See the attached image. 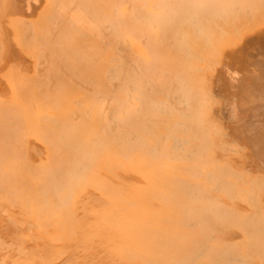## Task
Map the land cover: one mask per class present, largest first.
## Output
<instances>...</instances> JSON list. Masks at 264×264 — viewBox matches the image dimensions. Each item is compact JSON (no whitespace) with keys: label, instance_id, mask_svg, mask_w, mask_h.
Instances as JSON below:
<instances>
[{"label":"bare ground","instance_id":"bare-ground-1","mask_svg":"<svg viewBox=\"0 0 264 264\" xmlns=\"http://www.w3.org/2000/svg\"><path fill=\"white\" fill-rule=\"evenodd\" d=\"M9 1L11 2L12 0H9ZM31 1L34 3L35 2L38 3V0H24L22 2H21V0L20 1L18 0V2H19L18 4H21L24 2V4H22L23 7H21V5L19 6L16 3L17 2L16 0L15 1L13 0L14 3L13 2H11V3H13V5H15L17 7V9L20 7L18 9L19 12L17 11L19 13V17H17V15H16L17 12H16V14H15L16 16L13 18L17 17V19H20V21L21 20L28 21V18H29L28 14L30 13L29 11L32 9L31 7L34 6V5H32L33 3H31ZM65 1H70V0H65ZM74 1L77 2L76 0H74ZM79 1L80 0H78V2H77L78 4L74 3L76 5L72 4L73 5L72 7L74 9L70 8L69 10L65 9V7H64V6H66L65 3L64 4L59 3L56 6L57 10L54 8L55 6L52 4L53 5L52 10L54 8L52 13H53V15L55 14L54 16L56 17V18L55 17L51 18V20L55 19L52 21V23L54 21H56V24L58 22H59L58 24H60V25L57 24L59 29L58 30L55 29L57 32L54 31V33H58V34H55V36L61 35V34L65 35L64 38H62V40L64 39L63 41L65 43L60 41L61 36L60 37L57 36V38H59L60 40L57 39L55 36H53L54 28H52L49 25L46 27L45 25H47V23H46L47 21H45L43 23V26H41L42 24H40L41 29H42V27L45 28V30L43 28L44 31L42 30V32L37 30L40 32V34L41 33L45 34V35L41 34V36L39 35L40 37H46L47 38V35H49V36L52 35L49 37L50 39L47 38L49 40L45 39L48 42V44L50 43L51 48H53V44H54L53 41L54 42L56 41V43L58 41H60L59 45L62 44V46H63V44L64 45L66 44V40H65L66 38L65 37L67 36V33L71 34L70 29L73 26H75V27L77 26V24H75L77 20H78L77 23H79L78 24L79 26H80V22L83 24V27H81V26L80 27L84 28V30H83L85 32L84 38L88 40L85 43L86 47H87V45L90 46V44H93L94 41L96 42L97 39H100L99 40L100 42L98 41V43H100V44L101 43L102 44H106V43L108 44L109 42H114V46L117 45V43H119L121 41V39L125 38V36H124L125 27L127 25L131 24L132 22H135V21H137V22L139 21L140 23L143 21L142 22L143 26L145 25L144 22H147L148 24L150 23L153 26L158 27V29H156L157 32H159V31L160 32L163 31V32L159 33L160 35L157 34L158 37H156V35L154 34L153 38H157L158 40H155L153 42L154 44L151 45L152 44L151 43L149 46L148 44L150 43V41L148 42L147 37L144 38L147 34L144 33L145 36H143L144 35V34H142L143 32L139 33V34H142V37H143V38L141 37V40L145 39V41L148 42V43L144 42V43L140 44L139 42L135 43L136 41H138V40H136V38L139 37L138 32H140V31L137 30L138 31L137 32L138 37H135V38L133 37L134 35L131 34V32H129L130 33L129 34L128 31H126V33H128L127 36H129V38H127V39H129V42L131 41V43H130L131 45L134 46L133 43H135V45L137 44V46L140 48L142 46H139V45H143L146 43L145 47L150 48V50H149V48L146 50H149V52L151 53V54L147 53L149 56L151 55L150 56L151 58L149 61H147L149 59L148 58L146 60L147 62H145V64L143 63L145 60L142 62L143 59H141V62L144 64L143 66L141 65L142 63L140 62V59H138L140 62V64H139L136 61V59L135 60L131 59L130 61H128L122 57L120 58L118 53H116L115 55H113L111 53L108 57L106 56L107 58L110 57L109 60L107 58H104L106 61L107 60L109 61L108 64H110V61L112 62V64H110V66L107 65V63H106V65L109 67L107 69H109V72L111 71V74L109 73V75L108 74L106 75L102 72L105 75V77L108 76V78H104L102 75V78L101 77L99 78L100 79L99 85H101V82H104L103 78L105 79V81H107V80H110L111 76H112L113 82L111 81L112 82V84H110L111 87L109 85L110 81H107L108 82L107 87L104 88L102 86L103 88H100V87H99V89L96 88V91L94 93H92L94 99L91 101V104H88V106L92 105V107H94V106L98 105V103H100V105L97 106V108L99 107V109H98L99 111L97 114H95V117H94L95 119H93L94 121L96 120V124H95L94 128H97L98 130L101 129V130L105 131V133L108 131H109L108 133L118 131V133H120V135L122 137L119 134H115V135L117 137L119 135V138H123V140L118 139L120 142L122 140V142L119 145H114V143H113L114 141L112 140L111 137H108V135L107 136L103 135V137H99L97 140L91 139L90 137L94 136L95 132L90 130L91 128L88 126V124L85 126V128H87V130L85 128H83L82 126H80L82 124H80V125L78 124L77 128H76V129L79 128V130L82 131L80 134L85 135L84 136L85 138H83L84 140L78 139L77 137L74 140L72 138L71 139H69V138L65 139V137H67L66 136L67 133L65 134V127L62 126L61 119H65L64 114L67 115L68 113H64L61 110L64 113L63 114L64 117L61 115L62 112L60 111V107L62 106V103L63 104H65V103L61 100L62 101V102H60L61 106L59 107L60 103L58 105V97H57L58 94H56L55 91L58 90L56 88L61 86L62 90L66 88L65 90L68 92V90H67L68 86L66 84H64L65 82L63 83V80L59 81V79H57L56 72L53 69H51L52 65L50 66L49 64H46V63H49V62H46V61H48V59L46 58L47 54H51L48 56H53V51H55V49H54L55 47L53 48L54 50L52 49V51H50V53H49V48H48V52L45 51L46 55L44 57H42L43 56V53H42L43 49H41L42 51H40V54H37L40 56L42 53V56H41L42 58L38 56L39 59L41 58L40 60L38 59L39 64H40L39 68L41 70L39 68L37 70L33 69L34 70V77L33 78L30 79V78H28L29 76L26 77L28 79L22 78V76H23L22 74L25 75V71L27 72V69H29L28 67L31 65V64L29 65V63L23 64L26 66V68L24 66V68H25L24 73H20L22 76L19 74V76L22 78V80L18 81V79H20V78L17 76L18 75L16 73L17 70L14 69V72H15L14 74H17L16 77H18V79H16L15 81H18L17 83L20 82V84L15 83L14 79L16 77H13L14 79L12 78V76L14 75L12 72V67L15 65H12V63H11V62H13L12 57H14V56H12V47H14V46L12 45V39H11L13 37V35H12V37L10 36L11 37L10 38L8 32L10 33V30H11V34H14V37L15 36L18 37V36L22 35V31L24 30V28L22 30V28L20 27V29L22 30L21 34L19 33L20 35H18V32H15V33H17L15 35L13 28H16V25H15L16 23L14 24V22H12V16L13 15L12 16L11 15L10 16H8V15L4 16L3 15L4 17H3V19L0 20V23L5 24L4 28H5L6 32H4V33H5V35L8 34L7 36L9 37V39H6L8 37H4L6 41L4 40L3 47H5L4 49H6V50H4L3 53L1 52V49L3 48V47L1 48V45H2L3 41L0 40V264H204V263L206 264L207 258H211L213 260L212 264H217L218 260L222 259L221 258V257H223L222 254L227 255V259H224V263L234 264L237 260L240 259L241 256H239L237 254V251H235L237 248L236 249L233 248V246H232L233 244L232 245L229 244V241H230V243L233 241L237 242V240L231 241V239H233V237H237L236 235H234L233 237H232V235L229 236V237H231V239L227 236L228 238L227 237L224 238V239L227 238L226 243H223L222 245H219V244L216 245V246H218L217 249L222 251V254L220 253V251H218L219 253H217V255H211V257H209L207 255L206 250L209 248L208 246H209L210 241H212V238L215 237V232L221 236L222 233L224 234V230L229 229L230 218L232 217L233 212H235V210L237 211V209H235V207H237L236 201L238 202V205L240 203L238 200L235 201V199H234L235 202L233 201V198H232L233 195L231 194L232 187L230 186L231 183H229L230 181L229 182L227 181L228 180L227 172L229 170L227 171V169H224V167H221V165H220V167H215L214 169L212 168L213 170H209V171L206 170L207 172L205 171L203 173L204 170H202L201 164L209 163V164L214 165V163H216L217 165H219L218 161H214L212 159L214 161V163L212 160H210V162H206V159L208 157H210V154H212V153H214L216 156L217 155L216 152H218L220 150H223L225 152H230L233 150L232 152H234V150H236L235 149L236 147H234V146H237V143H234L232 145V142H236V141L240 142L242 140V138L238 140V137H240V136L241 137H245V136L247 137V135L242 134L240 132L239 133L236 132L235 135H232V136L236 137L237 140L234 141L233 139H231L232 140L231 142L229 141L231 136H229V138L227 140V138H226L227 136H225V134H222V135H224L222 137V135L218 133L219 135H217V138H215V136H214L215 135L214 134L215 129L218 128L219 130H221V129L227 130L226 128H228V130H231L230 129L231 126L233 128L234 126H236L237 123L235 124V122H234L233 124H235V125H233L232 123L227 122L229 125L226 123L227 126L226 127L223 126L224 120H222V119H224V118L227 119L228 117H222L220 115L221 111L223 112L222 114L226 113L224 110H225V106L227 105V102L225 103L226 105H222V103H223L222 96H221V101H218V102L216 101L217 99H214L212 97V101L215 100L217 103L221 102V106L224 107V108L221 107V108H223V110H222L221 108L219 109L220 106L217 107V105H216V107L220 111V114H218L217 111L214 112V113H216L218 119L215 121L214 118L216 116L211 117L210 114H208V112H210L209 111L210 110L209 109L210 99H207L208 93H207V95H204L203 94L204 91L201 92L202 90H201V87L199 84V79L194 78V75L192 74L193 72H191L190 68H189V61H190L189 57L192 56L191 53H192L193 49L195 50L194 47H192L193 49L191 50V48H190L191 45L188 44V43L192 44V42H190L191 39L189 38L188 43L186 42L187 41L186 38H184V40H186V41H184V40L182 41L181 36H182V34L183 35L186 34V31H184V32L182 30L180 31L179 28H178V30L176 29V31H174V33H172V32L170 33L169 30H173L176 28L177 25H180V24L183 25V23L189 24V26H192V25L201 26L202 22H204V20H206L207 18H209V20H210V17L215 18L214 17L216 15L215 12L220 14V12H221L220 10H222V12L225 11L226 14L228 13L230 15L229 12H233L235 10V8H237L238 5L240 6L242 4L241 2H243V1H241V0H239V1L238 0H146L144 2L147 5L145 12H143L144 10L142 11L141 9H139L140 4L138 6L136 4H134L133 6H131V7L129 6V8H128L129 10L131 9L133 11V12L130 11L131 15L129 13V16L127 14L129 12V10L127 9V5H130L128 0H127L128 2H126V0H81L80 2ZM244 1H248V0H244ZM261 1H263V0H261ZM3 2H4V0H3ZM10 2L8 3L9 4L8 6L11 5ZM39 2H40V0H39ZM255 2H256V0L252 1L249 4L248 9H249L250 5L255 3ZM259 2H260V0H259ZM263 2H261V3H263ZM54 3H56V2H54ZM261 3H259V4H261ZM37 5H39V6H37ZM37 5H36L37 7H40V3ZM44 5H41V6L43 7ZM36 6L33 7L34 10L36 9ZM241 6L243 7V6H245V4L244 5L242 4ZM241 6H240V10L247 8V5H246V8H242ZM68 7H69V5H68ZM132 7L134 8V10ZM251 7H250V9H251ZM10 8H11V6L9 7V9ZM253 8H254V6H253ZM38 9H40V8H38ZM66 10H68L69 13H67L68 11L66 12ZM71 10H72V12H70ZM126 10L128 11L127 13H126ZM13 11H14V9H13ZM26 11H28V14ZM54 11H58V13L54 12ZM59 11L62 14L60 16L58 15ZM62 11L66 12V13H64ZM218 11H220V12H218ZM236 11H237V9H236ZM245 11L246 10H244V12ZM0 12H2V10ZM25 12L28 16L25 14ZM36 12L37 11L35 10L33 13H36ZM11 13H13V12H11ZM33 13L31 16H33ZM7 14H8V9H7ZM0 15H1V13H0ZM74 16H76L77 19ZM248 16H250V15H248ZM219 17H220V15H219ZM25 19H27V20H25ZM37 19H39V18L37 17ZM46 19L47 20L50 19V14H49V18L47 16ZM185 19H187V20L185 21ZM73 20L74 21L76 20V21L73 23ZM70 21L72 22V24L68 25V23L69 24L71 23ZM48 22H49V20H48ZM214 22H215V20H214ZM39 23H41V22H39ZM39 23H36V24H39ZM34 26H35V23H34ZM79 26L77 27L78 30H79ZM36 27H38V26L36 25ZM48 27H51L52 29L51 28L49 29ZM169 27H170V29H169ZM26 28H27V26H26ZM77 28L75 30L78 33ZM128 28H131V27L129 26ZM128 28H126V30H128ZM146 28L150 29V26L146 27V25H145V29ZM218 28L221 29L220 26ZM248 28H250V27L248 26ZM7 29H8V31H7ZM28 29H29V25H28ZM37 29H39V28H37ZM2 31H4V30H2ZM32 31H31V33H32ZM45 31L47 32V34ZM50 31H52L53 34H51ZM83 31H81V33ZM156 31L154 33H157ZM178 31H180V33H176ZM73 32H72V34H73ZM31 33H29L30 38H29L28 34L23 35V36L28 35L26 37L29 38V41H25V42L22 41V43H20V45L22 44V46H25L23 43L27 44L29 47L32 45L30 40H32L35 37ZM79 33H80V30H79ZM132 33H135V32H133V29H132ZM189 33H190V29L188 31V34ZM192 33H193V31H192ZM262 33H264V32H262ZM164 34L171 35V37H173V38L175 37L176 40L174 39L173 43L175 42L176 44L174 43V46H172L173 48L169 49V46H168V50H166V46H164V44L167 43V41H169V39L168 40L166 39L167 41L165 39H162ZM31 35H32V38H31ZM202 35L204 36L203 33H202ZM261 35L262 34L257 35L258 36L257 40H256L255 36L253 37L254 41L255 40L258 41L256 44H258V43L260 44L261 39H259V38L264 37L263 36L264 34L262 35V37H259ZM159 36H160V38H159ZM194 36L197 37L196 35H194ZM245 36H247V35H245ZM249 36H248V40L246 39L247 42L250 40ZM16 37L14 38L15 40H16ZM51 37L52 38L55 37V39L52 40ZM206 37L207 36L204 37L205 40L203 39L205 42H207ZM22 38H24V40H25V37L21 36L20 39L22 40ZM76 38H77V36H76ZM131 38H132V40H130ZM167 38H168V36H167ZM38 39L37 40L40 43H41V41L43 42L42 38H38ZM89 39H96V40H89ZM251 39H252V37H251ZM139 40H140V37H139ZM163 40H164V42H163ZM172 40H170L169 41L170 43L168 42V44H171ZM192 40H193V44H194V39L192 38ZM199 40H201V38ZM17 41H18V38L15 42H17ZM38 41H36V43ZM79 41H81V38H79V40L77 41V43L80 44ZM132 41H134V42L132 43ZM244 41H242V43H244ZM39 42L37 43L38 46L40 44ZM127 42H128V40H127ZM129 42H128V44H129ZM32 43H34V41ZM44 43H45V41H44ZM44 43H41L40 47L42 44L44 47V45L46 44V43L45 44ZM125 43H126V41H125ZM173 43L171 45H173ZM199 43L200 42H198V44ZM217 43H219V41H217ZM100 44H99V46H100ZM120 44L122 45L121 42H120ZM168 44H166V45H168ZM198 44L195 46H198ZM14 45H16V43ZM37 45H36V47H38ZM189 45H190V47H189ZM249 45H251V46L246 47L247 46L246 45L245 48H246V50H249V48L251 47V49H252V50L250 49L251 51H253L255 49V52H253L254 57L258 53V52H256V51H258L257 48H262V52L264 54V51H263L264 42H263V45L260 44L259 47H257V45L254 46V49L252 48L253 47L252 42H251V44L249 43ZM253 45H255V44H253ZM28 46H27V48H28ZM45 46H47V45H45ZM70 46H72V45H70ZM95 46H97V44ZM105 46L106 45H104V47H102V49L105 48ZM213 46L215 47V45H213ZM128 47L130 50V45ZM145 47L143 46V48H145ZM229 47H231V46H229ZM233 47H234V45H233ZM18 48H21L22 51H24L23 50L24 48H22L21 46L20 47L18 46ZM51 48H50V50H51ZM61 48H59V51L61 50L62 54H63V52L67 51L68 46H67V49H66V47H63V49L65 51H63V49H61ZM121 48L124 49L126 47L123 48V45H122ZM135 48H136V46H135ZM206 48H207V46L204 47V50H206ZM241 48H242V46L240 47V49ZM76 49L77 48H74V49L72 48L71 51H73V50L75 51ZM82 49H84V48H82ZM82 49H81V52H84V51H82ZM91 49L92 48L88 49V51ZM110 49H112V48L110 47ZM174 49L178 53L173 51ZM200 49H201V47H200ZM30 50H29V52H31ZM37 50H35V51H37ZM84 50H86V49H84ZM146 50L145 51L143 50L144 53L146 52ZM242 50H243V52H242ZM242 50H240L241 53H240V51L237 52V53H239L238 55L241 58L244 56H241L240 54H242V53L245 54L244 53L245 49H242ZM250 50H249V52H250ZM26 51H28V49L25 48V52H23V53H26V54L24 56L23 55L22 56L27 60L26 56H28L29 54L27 55L28 52H26ZM94 51H96V50H94ZM97 51H98V49H97ZM172 51L175 52V54H173ZM197 51H199V50L196 49V52ZM202 51H201V53H202ZM233 51L234 50L230 51L231 53H228V50L226 52H224L225 54H227L229 56H225V54L222 53L223 56L221 55L222 57H220L221 62H223V61L226 62L227 58L230 57V54H231V56L236 57L237 55H235L234 54L235 51L234 52ZM259 51L261 52L260 49H259ZM57 52H56V55L54 54V56L56 57L55 59L58 58L57 54L59 52L58 53ZM99 52H100V49H99ZM170 52L173 55L172 54L170 55ZM196 52H194V53H196ZM204 52H206V51H204ZM249 52H248V54H253L252 52L251 53H249ZM260 52L258 53L259 55H261ZM19 53H21V50ZM19 53H17V54H19ZM179 53H181V55ZM2 54H4V55H2ZM79 54H80V51H79ZM95 54H96V52H95ZM182 54H183V56H182ZM13 55H15V54L13 53ZM19 55H17V57ZM69 55H70V53H69ZM84 55H86V53ZM196 55L198 56V54H196ZM29 56H31V53ZM65 56H66V54L64 53V58H65ZM100 56H103V55L101 54ZM262 56H261V58H262ZM61 57H60V61L63 62L64 58L62 59ZM223 57H224V59H226V61L223 60ZM235 57H234V59H232L234 62H235V60H237V59L239 60V58H240V57L239 58L236 57V59H235ZM254 57L251 56V59L253 58L254 59V60L252 59L253 63L255 65H258V63H259L258 59L260 56L258 58H257V56L255 57V58H257V60ZM29 58H30L29 60H31V61L34 60V58H33V60L31 59V57H29ZM51 58L53 59V57H51ZM43 59L46 61L44 62ZM96 59H95V61H96ZM201 59L202 58H200V60ZM245 59L243 60V58H242L243 61H241V62H244V64L242 63V65H245L246 61H247L246 64L248 65L249 62H248V60L245 61ZM262 59H264V57ZM35 60H34V62H36ZM38 60H37V62H38ZM41 60H42V62H41ZM57 60H59V59H57ZM57 60H55V61H57ZM66 60L67 59L64 60L65 64H66ZM100 60H101V58H100ZM230 60L231 59L229 58V61L227 62V63L230 62L229 63L230 65L228 64L229 65V72H230V74L231 73L235 74L236 73L235 69L239 68V66H238L239 64L237 63L238 64L237 65L236 62L235 63L232 62L233 65L235 64L237 66V68H235L236 66L234 65L233 68H235V69L234 70L232 69L233 70L232 71L230 69V66L232 65ZM255 60H256V62L258 61L257 64H256V62H254ZM80 61H82V60H80ZM104 61H102V62L105 64ZM64 62H63V64H64ZM221 62H219V65ZM77 63H75V64H77ZM82 63H84V62H82ZM253 63L252 64L249 63L250 66L254 65ZM261 63L264 64L262 62V60H261ZM261 63L258 66L259 68L262 65ZM44 64L47 65L45 69L43 67V66H45ZM70 64H72V63H70ZM78 64H80V63H78ZM223 64L224 63L221 64L222 67H223ZM93 65H95V64H93ZM219 65L217 64V66L221 68V66H219ZM228 65L226 64V66H228ZM247 65H246V67H247ZM33 66H35V65H33ZM87 66H89V65H87ZM226 66H225V69H226ZM10 67H11V69H10ZM70 67L72 68V66H70ZM104 67L105 66H103V68ZM262 67H264V65ZM24 68H22V71ZM42 68H43V71H42ZM63 68H66V67H63ZM81 68H79V70ZM213 68H214V65H213ZM216 68L217 67L215 66V69ZM220 68H218V70H217L218 72H219ZM255 68H257V67H255ZM76 69H77V67H76ZM107 69L105 70L106 72H108ZM223 69H224V67H223ZM260 69H258V70H260ZM55 70H58V69H55ZM75 70H74V72H75ZM79 70H78V73L81 72L82 69L80 71ZM227 70L228 69H226V72H227L226 75L228 76L229 72ZM251 70H252V68H251ZM261 70H263V69H261ZM20 71H21V69L19 70V72ZM31 71L32 70H30L29 72H31ZM44 71H47V75H45ZM89 71L87 70V73ZM97 71H100V69ZM220 71H222V70L220 69ZM29 72L27 74L30 75ZM76 72H77V70H76ZM85 72L83 69V73H85ZM258 72L260 73V71H258ZM31 73H33V72H31ZM242 73H243V71H242ZM259 73H258V75H260ZM74 74H76V73H74ZM99 74L101 75V73H99ZM201 74H202V72H201ZM206 74H205V76L207 77L210 73H208L207 75ZM237 74H238V71H237L235 77L232 78V76L231 77L229 76V79L230 78L232 79V81H231L232 83L235 82L234 80H236V78L238 79V77L242 76V75L238 76L240 74H238V75ZM261 74L263 75V72ZM195 75L198 76L199 74L198 75L195 74ZM211 75H213V74H211ZM215 75H213V76H215ZM244 75L248 76V74H244ZM46 76L47 77L51 76V77H54V78L56 77V78L54 80L51 78L46 80V78H47ZM73 76L71 74V77H73ZM154 76H155V79H153ZM156 76H158V81L156 80ZM222 76L223 77H221V75L218 76L219 78H217V79H221V78L223 79L224 73ZM210 77H212V76H210ZM216 77H212V78L215 79ZM73 78L75 79L74 82L77 81L76 79H78V80L81 79V78H79V76H78V78H76V77H73ZM198 78H203V77H201V75H200V77H198ZM225 78H226V76H225ZM241 78H243V76ZM101 79H102V81H101ZM245 79H246V76H245ZM248 79H250V78H248ZM248 79H246V80L248 82H251L250 83V86H251L252 81H250ZM56 80L59 82L57 83ZM87 80L92 81V79L91 80L87 79ZM142 80L144 81L143 85H142ZM208 80L209 79L207 77V80H205V81L207 82ZM251 80H252V78H251ZM67 81H69V80H67ZM96 81H97V79H96ZM114 81H116V83H114ZM149 81H153L152 83H154L151 85L150 89L147 85L149 83ZM237 81L238 82H235L233 84V87H235V84L240 82L239 79ZM244 81H242L241 83L242 84L246 83ZM253 81L255 82L256 79H254ZM69 82H68V85L72 84L73 81H69ZM78 82H76V83H78ZM92 82H91L92 85H94L96 83L95 81H92ZM219 82L221 84V81H219ZM222 82H223V80H222ZM105 83H103V84H105ZM113 83L117 86H115ZM216 83H217V80H216L214 86L216 85ZM226 83H229V85L231 84L230 82H227V81H226ZM26 84H28L27 87H26ZM57 84H59L60 86L56 87ZM61 84L65 85L64 88ZM96 84H98V83H96ZM122 84L125 87L122 86ZM255 84L256 83H253L252 86L258 85V84L257 85H255ZM75 85H77V84H75ZM84 85H82V86H84ZM86 85H89V82ZM144 85H147V86L144 87ZM222 85L224 87V84H222ZM229 85L227 84L226 85L227 87L225 86V88H223V89L226 91V88H228ZM32 86H34V87L37 86V90H34L35 92H34V94H32V95H34L33 100L29 101L28 98L30 95H28V93L31 92L32 90H27V89H29ZM78 86L79 85H77V87ZM153 86L155 87L156 91L154 90ZM214 86L212 85L211 87H214ZM69 87L73 88L74 86L70 85ZM89 87L90 86H88V88ZM115 87L116 88L119 87V88L116 89ZM121 87H124L125 90L123 88V90L121 91ZM141 87H143V88H141ZM219 87H221V85ZM259 87H262V86L259 85ZM60 88H59V91H62V90H60ZM76 88H75V90H76ZM236 88H238V87H236ZM241 88L242 87L240 86L239 90ZM244 88H245V86H244ZM34 89H36V88H34ZM219 89L220 88H218V93H219ZM223 89L220 92L224 93ZM253 89H254V87H253ZM78 90H80V88ZM88 90H86V91H88ZM117 90L119 91V93L123 92V91L125 92V93L123 92L124 95L121 93L123 95V97L117 96L118 95ZM239 90L238 91L236 90V91H237V95L239 94V96H240ZM236 91H235V93H236ZM256 91H255V93L258 95V93H257L258 91L257 92ZM212 92L215 93L214 90ZM214 93H212V94L210 93V94L213 95ZM222 93H219V94H222ZM235 93H232V91H231V94L233 96ZM250 93H251V91H250ZM246 94H245V96H242V98L243 97L246 98ZM62 95L63 94H61V96L59 95L61 99L64 96V95L63 96ZM228 95H230V94L228 93L227 96ZM54 96H56V97H54ZM214 96H215V94H214ZM224 96H226V94ZM259 96H261V95H259ZM65 97H66V94H65ZM75 97H77V95ZM209 97H210V95H209ZM235 97H236V95H235ZM69 98H70V96H69ZM215 98H216V96H215ZM229 98H231V97L229 96ZM232 98H234V97H232ZM247 98H250V97L248 96ZM68 99H67V101H68ZM47 100H52V103H50V104H52L51 105L52 109L56 108L55 110H53L52 115L50 117H47V115L45 114L46 113L45 112V102H47ZM64 100L66 101L65 98H64ZM74 100L72 99V101L75 105L76 104L78 105V103L79 104L81 103L78 106H82L83 105L82 103L86 102V99H85V101L82 100L83 102L80 99H78V100L81 102H75ZM234 100H235V98H234ZM238 100H240V99L238 98ZM72 101H69L71 103V105H73ZM229 101L232 102L233 100H229ZM233 102H235V101H233ZM236 102H238V101L236 100ZM260 102H263V101H260ZM53 103H55L56 105L54 106ZM228 104H231V103L229 102ZM250 104H252V102ZM232 105H233V103H232ZM236 105H238V103ZM245 105H247V104L245 103ZM245 105L243 104V106H245ZM47 106L48 105H46V107ZM257 106H258V104H257ZM262 106H261V108H262ZM210 107H211V109L213 108L212 105ZM238 107L235 106L234 108L238 109ZM79 108H82V107H79ZM226 108H227L226 110L228 113V111H229L228 108L231 109V106L227 105ZM248 108L250 109V107H246V109H248ZM52 109H51V111H52ZM70 109L68 111H72V109L71 110ZM86 109L88 111L89 108L86 107ZM257 109H256V112H257ZM263 109H264V107H263ZM73 110H75V109H73ZM89 110H91V109H89ZM232 110L234 111V109H232ZM51 111H48V112L51 113ZM87 111H85V113ZM233 111H229V112H232L231 114H233ZM237 111H239V113H237V114H240L242 112H245L246 110L244 109V111H243L240 109ZM252 111H253V109H252ZM164 113L167 117V120H164V118H163V120L160 119V118L164 117ZM227 113H226V115H227ZM249 113H250V111H249ZM73 114H75V116H77V117H81V116H78L81 113H79L77 115L76 113L72 112L70 115H67V119H69V120L75 119V116H73ZM231 114L229 113L230 117H232ZM251 114L246 115V116H248V120H250L249 116ZM262 114H264V113H262ZM12 115L15 117H13ZM240 115H242V114H240ZM258 115L260 117L259 112H258ZM16 116H17V118H16ZM152 116H158V117L161 116L159 118L160 120H158L159 125L157 124V128L155 127L156 128L155 131L157 134L156 138L158 139L157 143L155 142L154 138H148L147 137L148 133H149L150 137H153L151 135L154 134L153 126L150 125L151 124L150 118ZM233 116H234V114H233ZM235 116H236V118L239 117V115L238 116L235 115ZM246 116L245 117L243 116V117L246 118ZM262 116H264V115H262ZM91 117H92V114H91ZM252 117H253V114H252L251 118ZM259 117H258V122L260 121L259 119L262 120V118H259ZM236 118L232 117V119L234 121ZM240 118H242V117H239L237 119L239 120ZM80 119H82V118L75 119L76 122H75V120H73L74 121L73 124L76 125L75 123H78L80 121ZM254 119H255V117H254ZM77 120H79V121L77 122ZM228 120H231V119L228 118L227 121ZM233 120H231V121L233 122ZM245 120H247V118ZM65 121H67V120H65ZM88 121H89V119H88ZM153 121H155V119H153ZM240 121H242V119H240ZM255 121H257V119ZM67 122H69V121H67ZM90 122H92V121H90ZM244 122H247V121H244ZM68 124L70 125V122ZM152 124H155V123L152 122ZM230 124H231V126H230ZM238 124H239V121H238ZM93 125H94V123H93ZM240 125H241V122H240L239 126L237 125V127H241ZM249 128H251V127H249ZM69 129L71 130L72 128H69ZM112 129L113 130L115 129V130L113 131ZM223 130H221V131L224 132L225 130L224 131ZM135 131L136 132L140 131V132L135 133ZM233 131H234V129H233ZM233 131L231 130V133ZM237 131H238V128H237ZM259 131H261V130H259ZM212 132H214L213 133L214 135L212 134ZM225 132L227 134L228 131H225ZM229 133H230V131H229ZM231 133H230V135H231ZM111 134H113V133H111ZM236 134H238V135H236ZM251 134L253 135L254 133H251ZM115 135H111V136L113 137ZM94 137H96V136H94ZM128 137L131 140L133 139L132 141L135 140L136 142L132 143L130 140L128 143H124V141H127L126 138H128ZM79 138H81V137H79ZM86 138H88V139H86ZM223 138H224V140H223ZM89 139H91V140H89ZM145 140H146V143H145ZM220 140H222V141L219 142ZM244 140L246 141L245 138H243V141ZM251 141H252V139H251ZM15 142L16 143L20 142L21 147L18 148L17 147L18 144L17 145L15 144V146H14ZM247 142L248 141H246V143ZM122 143H124V144H122ZM262 143H264V142H262ZM156 144L158 145V148L160 147L159 149H157ZM243 144L245 145L244 142H243ZM240 145H241V142H240ZM249 145H250V141H249V144L245 145V146H249ZM260 147L263 148V146H260ZM237 148H239V147H237ZM144 149L146 150L145 153H144ZM259 149L261 150V148H259ZM164 151L166 153L181 154V155L192 154V156H193V154H195V156H194L195 158L193 159L192 162L189 161L190 164H188V160L187 161L185 160V157H187L188 155L187 156L183 155L184 161H182V164H181L182 166L178 169V168L173 167L172 164L169 163V158H168L169 156H168V154H165ZM245 151H247V150H245ZM238 152H239V154H242L241 153L242 151H238ZM248 152L249 151H247L245 153H248ZM258 152H260V151H258ZM262 152L264 153V150L261 151L260 153H262ZM145 154H147V156ZM239 154L235 155V153H234V156H235L234 158L240 159L239 162H242V161L245 162L246 158L241 157V155H239ZM248 154H249V156H246L247 154L246 155L243 154V155H245L248 158L251 156L250 152ZM223 155L224 154H222V157H223ZM238 155L241 158H239V157L236 158V156H238ZM143 156H145V158H143ZM183 156H182V158H183ZM224 156H228V154H226ZM212 157H213V155H212ZM218 157H219V155H218ZM218 157H215V158L217 159ZM222 157H219V158L221 159ZM253 157H254V155H253ZM173 158L176 159L177 157L175 156ZM190 158L191 157H189V159ZM143 159H145V161H146L145 166L142 165ZM229 159H230V157H229ZM250 159H252V158H250ZM250 159L248 161L249 164H250ZM256 159L254 158L253 160H256ZM236 161L234 160L233 163H237ZM227 162L225 161L226 164H227ZM252 162L256 163V162H258V160L252 161ZM246 163H247V161H246ZM168 164H170L171 166H169ZM237 164H239V163H237ZM243 164H240V165H243ZM258 164H259V162H258ZM257 165H256V167H257ZM227 166H230L229 162H228ZM234 166H233V168H231V166H230V168L233 169V171L238 172L237 170H235L238 167H234ZM250 166L253 168L252 164ZM208 167L210 168V165ZM242 167L244 168L245 166L243 165ZM254 168H255V166H254ZM239 169H240V167H239ZM241 169L239 170V172L241 171ZM248 169H245V170H248ZM261 169H262V166H261ZM251 170H253V169H251ZM256 170L257 169H255V171ZM253 171L251 174L249 173L250 175H247L249 178L252 177L251 175L253 174ZM239 172L237 173V175H239ZM247 172H249V171H247ZM202 173L205 174V179H203V178L200 179V175ZM255 173L258 174V176L260 174L258 170ZM240 175L242 176L241 173H240ZM232 176L233 175L231 174V177ZM177 178H181V179L178 180ZM243 178L244 177H241V179H243ZM252 179L254 181V178H252ZM173 180H175V181H173ZM262 180L264 183V179H262ZM245 182L247 183V180ZM239 183H241V182H239ZM244 183H242V186ZM260 183H261V181H260ZM250 184H251V182H250ZM253 184L255 185V183H253ZM246 185L248 186V184H246ZM254 185H253V187H255ZM247 189H246V191H247ZM244 191H245V187H244ZM246 191L244 192V194L246 193ZM235 192H236V190H235ZM258 195H259V193H258ZM259 196H261V194ZM259 196H257V197H259ZM261 197H260V199H261ZM239 198H237V199H239ZM263 198H262V200H264ZM262 200H260V201L262 202V205L264 208V203ZM257 201H259L258 198H257ZM245 202H246V197H245ZM232 203H234V204L232 205ZM242 203L244 204V202H241L240 207L242 209H244L245 206L242 205ZM234 205H235V207H234ZM256 205L258 206V204H256ZM241 208H239V209H241ZM244 210H246V208ZM254 211H256V210H254ZM242 212H243V210H242ZM263 213H264V211H263ZM234 215H236V214H234ZM257 219H258V217H257ZM260 219H261V217H260ZM256 225L258 228L260 225V222L257 223ZM263 225H264V223H263ZM253 228H255V227H253ZM260 228H262V227H260ZM260 228H259V230H260ZM239 232H240V230H239ZM213 233H214V235H213ZM237 234H238V236H239V234L241 235V233H237ZM228 239H230V240H228ZM226 240H223V241L225 242ZM239 240H241V237ZM242 241H240V242H242ZM251 241H253V240H251ZM213 243H212V245H213ZM244 243H246V242H244ZM236 245H237V243H236ZM239 247L241 249V245ZM249 250H250V248H249ZM262 250H264V249H262ZM251 252H255V251H251ZM218 255L220 257H218ZM251 255H253V254H251ZM254 255H255V253H254ZM244 258L246 259V257H244ZM250 259H253V258H250ZM258 259H260V258H258ZM262 259L264 260V258H262ZM242 261H244V260H242ZM255 261L253 260L254 263H255ZM238 262H236V263H238ZM244 262H246V261H244ZM247 262H248V260H247ZM249 262H250V260H249ZM258 263H261V262H258ZM209 264H211V263H209ZM243 264H245V263H243Z\"/></svg>","mask_w":264,"mask_h":264},{"label":"rangeland","instance_id":"rangeland-1","mask_svg":"<svg viewBox=\"0 0 264 264\" xmlns=\"http://www.w3.org/2000/svg\"><path fill=\"white\" fill-rule=\"evenodd\" d=\"M2 1V2H1ZM15 1V0H14ZM17 2V4L19 3L18 2V0H16ZM20 1V0H19ZM22 1H24V0H21V2ZM63 1V2H62ZM65 0H40V2H39V0H38V3H34V2H32L31 1V3H33L32 5H34V6H32L31 8V10L29 11L30 13L28 14V11H26L27 12V14L29 15V18H28V21H23V20H21L20 21V19H17V17H19V11H18V9L20 8L19 6L21 5V7H23V5L22 4H24V2L23 3H21V4H18L19 6V8L17 9V7L15 6V5H13V0L11 1V2H13V3H11L9 0H4V2H3V0H0V11L2 10V12H0L1 13V15H0V20L1 19H3V17L4 16H6V15H8V16H12V22H14V24L16 25V28H13V31H14V33L15 32H18V35H20L21 34V31L23 30V28H24V30L22 31V37H25V40H24V38H22V40L20 39L21 38V36H18V37H16V40H17V38H18V43L17 42H15L16 40L14 39L15 37H14V34H11V30H10V33L8 32V34H9V37L11 36L12 37V35H13V37L11 38L12 39V45L14 46V47H12V56H14V57H12V61L13 62H11L12 63V65H15V66H13L12 67V72H13V74L15 73L14 72V69L15 70H17V74H12L13 76H12V78L13 77H16V75L20 78V79H18V77H16L15 79H14V81L16 80V79H18V81L19 80H22V78H24V79H28V78H33L34 77V70H37L38 68H39V60L42 58V57H44L45 55H46V52L45 51H47L48 52V48H49V53H50V51H52V49L54 48L55 49V51L58 53L57 54V59H59V60H57V59H55L56 57L54 56V54L56 55V52L55 51H53V56H48V55H51V54H47V56H46V58L48 59V61H46V60H44V62L46 61V62H49V63H46V64H49L50 66H51V69H53L55 72H56V74H57V79H59V81H62L63 80V83L64 84H66L67 86V90H68V92L65 90V89H63L62 90V87L59 85V84H57V86L56 87H58V86H60V87H58V88H56V89H58L57 91H55V93L56 94H58L57 95V97H58V105H59V103L60 102H64L65 104H63L62 103V106H61V103H60V105H59V107H60V111L62 110L64 113H68L67 115H70L72 112L73 113H76L77 115L79 114V113H81L80 115H78V116H81V117H77V116H75V114H73V116H75V119H79V118H82V119H80V121L79 120H77V122L78 123H75L76 125H74L73 123H74V121L73 120H75V119H71V120H69V119H67V115L66 114H64L62 111V113H61V115L64 117V115H65V119H61V122H62V126L63 127H65V134L67 133V137H65V139H76V137L78 138V139H83V138H85L84 136L85 135H82V134H80L82 131H80L79 130V128L78 129H76L77 128V125L79 124H82V125H80V126H82L83 128H85V126L88 124V126L91 128L90 130L91 131H93V132H95V135L94 136H96V137H94V136H91L90 138L91 139H98L99 137H103V135H105V136H107L108 135V137H111L112 138V140L114 141L113 143H114V145H119L121 142H122V140H123V138H119V135H120V133H118V131H114L113 129V131L114 132H110V133H108V132H106L105 133V131H103V130H98L97 128H94L95 127V124H96V120L94 121L93 119H95L94 117H95V114H97L98 113V109H99V107L97 108V106L98 105H100V103H98V105H96V106H94V107H92V105L90 106H88V104H91V101L94 99V97H93V94L92 93H94L95 91H96V88L97 89H99V87L100 88H105V87H107L108 86V82L107 81H112V76L110 77V80H107V81H105V79L104 78H108V76H106L105 77V75L104 74H108L109 75V73L111 74V71L109 72V69H107V68H109L107 65H109L110 66V64H112V62L110 61V64H108V60L110 59V57L109 58H107L111 53L113 54V55H115L116 53H118L119 54V56H120V58L122 57V58H124V59H126V60H128V61H130L131 59H136V61L140 64V62H141V59H143L142 60V62L145 64V62H147V61H149L150 60V56L148 55V54H151L150 52H149V50H150V48H149V50H146V49H148V48H146L145 46H146V43H148L149 41H150V43L148 44L149 46H150V44L151 45H153L154 43V41L155 40H158L157 38H153V36H154V34L156 35V37H158L157 36V34L158 35H160L159 33H161V32H163V31H159V32H157L156 31V29H158V27L157 26H153L152 24H148L147 22H144V24L146 25V27L148 26H150V29L148 28H146L145 29V25L143 26V21L140 23L139 21L137 22V21H135V22H132L131 24H129V25H127L126 27H125V30H124V36H125V38L127 39V38H129V36H127V34L129 33V32H131V34H133L132 36L135 38V37H138V35H139V37H140V40H139V37L138 38H136V40H138V41H136L135 43H140V44H142V43H144V42H146L145 41V39L143 40H141V37H142V34H147L146 36H145V34L143 35V36H145L144 38H146L147 37V39H148V42H146L145 44H143V45H139V46H142V47H138L137 46V44L135 45V43H133L134 41H132V43L134 44V46L133 45H131L130 43H131V41L129 42V39H127L128 40V42H129V44H128V42H127V40L124 38V39H121V43H122V45H123V48L124 47H126V48H124V49H122L121 47H122V45L120 44V42L119 43H117V45H115L114 46V42H109L108 44L106 43V44H100V43H98V41L100 40V39H97V43L94 41V43L93 44H90V46L89 45H87V47H86V45H85V43H86V41H88L87 39H85L84 38V28H81V27H83V24L80 22V26L78 25L79 23H77L78 22V20L76 21V23L75 24H77V26L75 27V26H71L74 30L79 26V30H80V33H79V30H78V28H77V31H78V33L76 32V30L74 31L72 28L70 29L71 30V34H72V32H73V34L71 35L70 33H67V36L65 37L66 39V44L64 45L63 44V46H62V44H60L59 45V43H60V41H62L63 43H65L63 40H62V38H64V36L65 35H56L55 36V34H58V33H54V31H56V30H58L59 29V27L57 26V24L59 23H57L56 24V21H54L53 23H52V21L53 20H55V19H53V20H51V18L52 17H55L54 15H53V13H52V11L54 10V8L56 9V6L60 3V4H66V6H64L65 7V9H70V8H73L72 6L73 5H76V4H74V3H77L78 2V0H76L77 2H75L74 0H70V1H65ZM74 1V2H73ZM81 1V0H80ZM79 1V2H80ZM129 1V3H130V5H127V9L129 8V6L131 7V6H133L134 4H136L137 6L139 5V9H141L143 12H145L146 11V7H147V5L144 3L146 0H128ZM127 0H126V2H128ZM239 1V0H238ZM241 1H243V2H241L243 5L245 4V6H241L242 8H246V5H247V8L246 9H243V10H240V6L238 5L237 6V8H235V10L233 11V12H229L230 13V15L227 13H225V11L224 12H222V10H220V11H218V12H220V14L219 13H217V12H215V18H211L210 17V20H209V18H207L206 20H204V22H202V24H201V26H194V25H192V26H189V24H185V23H183V25L182 24H180V25H177L176 26V28L175 29H173V30H169L170 31V33L172 32V33H174V31H176V29L178 30V28H179V30L181 31H186V34H182V36H181V39H182V41L184 40V38H186V40H184V41H186L187 43L189 42V38L191 39L190 40V42H192V44L191 43H188V44H190L191 45V47H190V45H189V47L191 48V50L193 49L192 47H194L195 48V50L193 49V51H192V56L191 57H189V68H190V71L191 72H193L192 74L194 75V78L195 79H199V84H200V87H201V92H203V94L204 95H207V93H208V95H207V99H210V104H209V111L210 112H208V114H210V116L212 117H215L214 119H215V121L218 119L217 118V115H216V113H214L215 111H217V113L218 114H220V111H219V109L221 108V107H223V106H221V102L220 103H217L218 101H221V96H222V99H223V103H222V105H226L225 103L227 102V105L228 106H231V109L230 108H228V110L229 111H233L232 109H234V111H233V114H234V116H233V114H231L232 112H229L228 111V113H227V105L225 106V112L227 113V115H226V113H224V114H222L223 112L221 111V116L222 117H228L229 119H231V120H233L232 119V117L233 118H236V116L235 115H239V117H242V118H240V119H242V121H240V119L238 120L237 118H239V117H237L236 119H235V121L233 120V122L231 121V120H228L227 121V119H222V120H224V127H226L227 125H226V123L227 122H229V123H234L235 122V124H236V126H234L233 128H232V126H231V124H230V126H231V130L233 131V129H234V131L231 133V130H228V128H226L227 130H225V131H228L227 132V134H226V132L223 130V129H221V130H223L224 132H222L221 130H219L218 128L217 129H215V133L214 132H212V134L215 136V138H217V135H219V134H225V136H227L226 138H227V140H228V138H229V136H231L230 137V142L232 141L231 139H233L234 141L235 140H237L236 139V137H234V136H232V135H235V133L237 132V133H242V134H245V135H247V137L245 136V137H241L240 135V137H238V140L239 139H241L242 138V140L240 141L241 142V145H240V142H238V141H236V142H232V145L234 144V143H237V146H234V147H236L235 149L236 150H234V152H232V151H230V152H225V151H223V150H220V151H218V152H216L217 153V155L215 156V154L214 153H212V154H210V157H208L207 159H206V162H210V160H214V161H218L219 163V165H217L216 163H214V161H213V163H214V165H212V164H209V163H207V164H201V168H202V170H204L203 171V173L207 170V171H209V170H213L215 167H220V165H221V167H224V169H227V175H228V182L229 183H231L230 184V186L232 187V192H231V194L233 195L232 196V198H233V201H234V199H235V201L236 200H238L239 201V205H238V202L236 201V203H237V207H235V205H234V207H235V209H237V211L239 212H237L235 209V212H233V215H232V217L230 218V222H229V225H230V227H229V229H226V230H224V234L222 233L221 234V236L220 235H218V233H216L215 232V237H213L212 238V241H210V243H209V248L206 250V252H207V255L209 256V257H211V255H217V253H219L218 251H220V253L222 254V251L221 250H218L217 248H218V246H216L217 244H219V245H222L223 243H226L227 242V238L229 237V236H231L232 235V237L234 236V235H236L237 237H233V239H231V237H229L230 239H231V241H233V240H237V242H231L230 243V241H229V244H233L232 246H233V248H237L235 251H237V254L239 255V256H241L240 257V259L239 260H237L236 262H238V263H236V264H243V263H245V264H264V260L262 259V258H264V250H262V249H264V225H263V223H264V213H263V211H264V208H263V205H262V202L260 201V200H262V198L264 197V183H263V180L262 179H264V153L262 152V153H260L261 151H263L264 150V143H262V142H264V116H262V115H264V114H262V113H264V109H263V107H264V67H262L264 64H262L261 63V60H262V62L264 63V59H262L263 57H264V54H263V52H262V48H257V50L258 51H256V52H260L259 51V49L261 50V55H259L258 53V55L260 56H258L257 54H256V56H257V58L259 57V59H258V61H259V63H258V61L256 62V60H257V58H255L253 55H254V53L253 52H255V49H254V46H256L257 45V47H259V45L260 44H262L263 45V40H264V37L263 38H259V39H261V42H260V44L258 43V44H256L258 41H256L257 40V35H260V34H264V33H262V32H264V0L263 1H261L260 0V2H259V0H256V2L255 3H253V4H251L250 5V7H251V9H250V7H249V9H248V6H249V4L252 2V1H254V0H248V1H244V0H241ZM11 3V8L9 9V7L10 6H8L9 4L8 3ZM54 2H56V3H54ZM133 2V3H132ZM261 3V2H263V3H261V4H259V3ZM4 3V4H3ZM15 3V4H16ZM40 3V7H37V6H39V5H37V4H39ZM71 3V4H70ZM128 3V4H129ZM257 3V4H256ZM45 4V5H44ZM55 6L54 8H53V10H52V7H53V5ZM56 4V5H55ZM73 4V5H72ZM78 4V3H77ZM127 4V3H126ZM144 4V5H143ZM239 4V3H238ZM6 5V6H5ZM37 5V6H36ZM41 5H44L43 7L41 6ZM52 5V6H51ZM68 5H69V7H68ZM257 5V6H256ZM36 6V11L38 12H36V13H33L35 10L33 9V7H35ZM50 8H49V7ZM143 6V7H142ZM253 6H254V8H253ZM38 8H40V9H38ZM133 8V7H132ZM150 8V7H149ZM7 9H8V14H7ZM13 9H14V11H13ZM17 9V10H16ZM74 9V8H73ZM72 9V10H73ZM236 9H237V11H236ZM239 9V10H238ZM11 12H13V13H11ZM34 10V11H33ZM40 10V11H39ZM57 10V9H56ZM64 10V9H63ZM68 10H66V12L68 11ZM72 10L70 11V12H72ZM129 10V9H128ZM133 10H134V8H133ZM244 10H246L245 12H244ZM250 10V11H249ZM18 11V12H17ZM21 11V10H20ZM43 11V12H42ZM130 11H132L131 9L129 10V12L126 10V13L128 14V16H129V13H130V15H131V12ZM200 11V10H199ZM16 12H17V14H16ZM26 12H25V14H26ZM51 12V13H50ZM54 12H57L58 13V11H54ZM62 12H64V11H62ZM66 12H64V13H66ZM133 12V11H132ZM242 12V13H241ZM261 12V13H260ZM32 13H33V16H31L32 15ZM42 13V14H41ZM67 13H69V11L67 12ZM17 15V17L16 18H13V17H15L16 15ZM26 14V15H27ZM49 14H50V19H48L49 20V22H48V20L46 19V17L48 16V18H49ZM220 15V17H219V15ZM250 15V16H248V15ZM4 15V16H3ZM27 15V16H28ZM47 15V16H46ZM59 16L60 15H62L61 14V12L59 11V14H58ZM214 15V14H213ZM45 16V17H44ZM2 17V18H1ZM37 17L39 18V19H37ZM42 17V18H41ZM76 19H77V17L76 16H74ZM219 17V18H218ZM56 18V17H55ZM261 18V19H260ZM37 19V20H36ZM74 19V18H73ZM8 20V19H7ZM25 20H27V19H25ZM30 20V21H29ZM36 20V21H35ZM43 20V21H42ZM187 19H185V21H186ZM214 20H215V22H214ZM45 21H47L46 23H47V25H45L46 27L49 25V26H51L52 28H54V30H53V33H52V31H50L51 32V34H53V36H55L56 38H57V36H61V40L59 39V38H57V39H59L60 41H58L57 43H56V41L54 42L53 41V48H51V45H50V43L48 44V42L45 40V39H47V38H49L50 36H52V35H47V38L46 37H40L41 36V34L43 35L44 33H41L40 34V32H42V30H43V28L44 27H42V29H41V26H43V23L45 22ZM58 21V20H57ZM74 20H73V23L75 22ZM184 21V22H185ZM4 22V21H3ZM23 22V23H22ZM25 22V23H24ZM39 22H41V23H39ZM51 22V23H50ZM71 22V21H70ZM263 22V23H262ZM34 23H35V26H34ZM36 23H39V24H36ZM68 23V22H67ZM148 25H147V24ZM1 24V23H0ZM40 24H42L41 26H40ZM54 24V25H53ZM56 24V25H55ZM72 24V22L69 24L68 23V25H71ZM74 24V25H75ZM82 24V25H81ZM136 24V25H135ZM205 24V25H204ZM220 24V25H219ZM223 24V25H222ZM262 24V25H261ZM19 25V26H18ZM28 25H29V29H28ZM36 25L38 26V27H36ZM58 25H60V24H58ZM132 25V26H131ZM26 26H27V28H26ZM131 27V28H128V27ZM137 26V27H136ZM221 27V29H219L218 27ZM248 26L250 27V28H248ZM5 24L3 23V24H1L0 25V40L1 41H3L2 42V45H1V48L3 47V43H4V40H5V38L4 37H8L7 35H5V33L4 32H6V30H5ZM15 27V26H14ZM20 27L22 28V30L20 29ZM33 27V28H32ZM51 27H48L49 29L51 28ZM141 27V28H140ZM155 27V28H154ZM204 27V28H203ZM37 28H39V29H37ZM51 28V29H52ZM70 28V27H69ZM126 28H128V30H126ZM192 28V29H191ZM56 29V30H55ZM132 29H133V32H135V33H132ZM169 29H170V27H169ZM189 29H190V35L188 34V31H189ZM2 30H4V31H2ZM17 30V31H16ZM26 30V31H25ZM34 32H33V31ZM37 30H39V31H37ZM44 30H45V28H44ZM43 30V31H44ZM48 30V29H47ZM46 30V31H47ZM140 31V32H138V31ZM143 30V31H142ZM221 30V31H220ZM257 30V31H256ZM7 31H8V29H7ZM28 31V32H27ZM30 31V32H29ZM31 31H32V33H31ZM45 31V32H46ZM49 31V30H48ZM47 31V32H48ZM81 31H83L82 33H81ZM126 31H128V33H126ZM157 32V33H154V32ZM168 31V32H169ZM180 31H178V32H176V33H180ZM192 31H193V33H192ZM2 32V33H1ZM38 34H37V33ZM47 32H46V34H47ZM49 32V33H50ZM57 32V31H56ZM137 32H138V35H137ZM143 32V33H142ZM255 32V33H254ZM20 33V34H19ZM29 33H31V34H33V36L35 37V38H33L32 40H30L31 41V44L33 45H31L30 47L27 45V44H25V43H23L25 46H22V44L20 45V43H22V41H29V38H30V34ZM48 33V34H49ZM92 33V32H91ZM139 33H142V34H139ZM202 33L204 34V36L202 35ZM254 33V34H253ZM17 33H15V35H16ZM25 34H28L29 35V38H27L26 36H28V35H26V36H23V35H25ZM130 34V33H129ZM149 34V35H148ZM196 35L197 37H195L194 35ZM40 35V36H39ZM45 35V34H44ZM70 35V36H69ZM136 35V36H135ZM193 35V36H192ZM245 35H247V36H245ZM252 37V39H251V37ZM262 35L261 36H259V37H262ZM63 36V37H62ZM73 36V37H72ZM76 36H77V38H76ZM131 36V37H132ZM167 36H168V38H167ZM205 36H207L206 37V41L207 42H205L204 40V37ZM248 36H249V38H250V40L247 42L246 41V39L248 40ZM256 37V42L254 41V39H253V37ZM264 36V35H263ZM2 37V38H1ZM9 37L8 38H6V39H9ZM55 37L54 38H52V40L53 39H55ZM70 37V38H69ZM132 37V38H133ZM183 37V38H182ZM27 38V39H26ZM31 38H32V35H31ZM38 38H42L43 39V42L41 41V43H44V41H45V45H47V46H45L44 45V47H43V44L41 45V47H40V40L38 39ZM68 38V39H67ZM79 38H81V41H79L80 42V44L79 43H77V41L79 40ZM132 38L130 39V40H132ZM143 38V37H142ZM159 38H160V36H159ZM192 38L194 39V44H193V40H192ZM201 38V40H199ZM39 41H38V40ZM41 39V40H42ZM50 39V38H49ZM49 39H47V40H49ZM70 39V40H69ZM162 39H169V41L170 40H172L171 42L173 43V41H174V39H175V37L173 38V37H171V35H167V34H164V36L162 37ZM161 39V40H162ZM180 39V40H181ZM198 39V40H197ZM204 39V40H203ZM213 39V40H212ZM218 39V40H217ZM220 39V40H219ZM222 39V40H221ZM69 40V41H68ZM89 40H96V39H89ZM166 40V41H167ZM176 40V39H175ZM246 42H245V41ZM6 41V40H5ZM21 41V42H20ZM34 41V43H32ZM36 41H38L40 44H39V46L37 45V43H36ZM84 43H83V42ZM125 41H126V43H125ZM160 41V40H159ZM165 41V42H166ZM169 41H167V43H165L164 44V46H166V50H168V46H169V49L170 48H173L172 46H174V43H173V45H171V44H168V42ZM202 41V42H201ZM204 41V42H203ZM213 41V42H212ZM217 41H219V43H217ZM242 41H244V43H242ZM100 42V41H99ZM163 42H164V40H163ZM196 42V43H195ZM198 42H200L199 44H198ZM251 42H252V48L254 49L253 51H251L252 49H251V47L249 48V50H250V52H249V50H246V48H245V46L246 47H248V46H251V45H249V43L251 44ZM255 42V43H254ZM16 43V45H14ZM27 43V42H26ZM29 43V42H28ZM56 43V44H55ZM70 43V44H69ZM77 43V44H76ZM170 43V42H169ZM18 44V45H17ZM77 46H76V45ZM97 44V46H95ZM99 44H100V46H99ZM119 44V45H118ZM166 44H168V45H166ZM176 44V43H175ZM198 44V46H195V45H197ZM253 44H255V45H253ZM30 45V44H29ZM36 45L38 46V47H36ZM70 45H72V46H70ZM104 45H106L105 46V48H103L102 49V47H104ZM130 45V50H129V46ZM171 45V46H170ZM194 45V46H193ZM200 45V46H199ZM213 45H215V47L213 46ZM233 45H234V47H233ZM261 45V46H262ZM18 46L20 47H22V48H24L23 50L24 51H22V49L21 48H18ZM27 46H28V48H27ZM59 46V47H58ZM67 46H68V49H67ZM85 46V47H84ZM135 46H136V48H135ZM143 46L145 47V48H143ZM207 46V48H206V50H204V47H206ZM213 46V47H212ZM229 46H231V47H229ZM242 46V48L240 49V47ZM260 46V47H261ZM62 47V48H61ZM63 47H66V49H67V51L66 52H63V54H62V51L60 50L59 51V48H61V49H63ZM96 47V48H95ZM110 47L112 48V49H110ZM119 47V48H118ZM200 47H201V49H200ZM203 47V48H202ZM233 47V48H232ZM244 47V48H243ZM263 47V46H262ZM5 47H3L2 49H1V52L3 53V51L4 50H6V49H4ZM25 48L26 49H28V51H26V52H28L27 53V55L29 54L30 55V53H31V56H29V57H31V59L33 60V58H34V60L36 61V62H34V60L33 61H31V60H29L30 58L28 57V56H26V58H27V60L23 57L26 53H23V52H25ZM31 50H30V49ZM39 48V49H38ZM50 48H51V50H50ZM74 49V48H77L75 51L73 50V51H71V49ZM82 48H84V49H86V50H84V49H82ZM90 48H92L91 50H89L88 51V49H90ZM128 48V49H127ZM142 48V49H141ZM199 48V49H198ZM256 48V47H255ZM14 49V50H13ZM38 49V50H37ZM41 49H43V51L41 50ZM53 49V50H54ZM79 49V50H78ZM81 49H82V51H84V52H81ZM97 49H98V51H97ZM99 49H100V52H99ZM102 49V50H101ZM122 49V50H121ZM132 49V50H131ZM196 49L197 50H199V51H197L196 52ZM234 50L233 52H234V54L235 55H237L236 57H240L238 54L239 53H237V52H239L240 50H242V49H245L244 50V53L245 54H240L241 56H244V57H242L243 58V60L245 59V61L246 60H248V62L250 63V64H252L253 63V60L251 59V56L252 57H254L256 60L254 61V62H256V64L258 63V65H255L254 63V65H251L250 66V64L248 63V65L246 64L247 63V61L245 62V65H242V63L244 64V62H241V61H243L242 60V58L240 57L239 58V60L237 59V60H235V62H236V64L239 66V68L241 69H235V68H237V66L235 67V68H233V63H235L232 59H234V57L233 56H231V54H230V61H231V63H232V65L230 66V69L232 70H236L235 72L237 73V71H238V74H240V75H238V76H243V78H241V77H238V79H239V83H237V84H235V87H233V84L235 83V82H238L237 80V78H236V80H234L235 82H231L232 81V79L230 78L229 79V76L231 77L232 76V78L233 77H235L236 76V73L235 74H230V72H229V63H227L228 61H229V58H227V61H226V59H224V57H223V60H225L226 62H221V60H220V57H222L223 56V54H225L224 52H226L227 50H228V53H231L230 51H232V50ZM236 49V50H235ZM240 49V50H239ZM20 50H21V53H19L20 52ZM29 50L31 51V52H29ZM35 50H37V51H35ZM94 50H96V51H94ZM146 50V52L144 53V51ZM203 50V51H202ZM226 50V51H225ZM35 51V52H34ZM40 51H42V53H43V56H42V53H41V55L39 56V55H37V54H40ZM63 51H65L64 49H63ZM71 51V52H70ZM79 51H80V54H79ZM148 51V52H147ZM173 51H175V49L173 50ZM172 51V52H173ZM201 51H202V53L204 52V51H206V52H204L203 54L201 53ZM249 53H253V54H248V52ZM263 51H264V48H263ZM39 52V53H38ZM68 52V53H67ZM75 52V53H74ZM95 52H96V54H95ZM175 52H177V51H175ZM175 52H173V54H175ZM194 52H196V53H194ZM210 52V53H209ZM242 52H243V50H242ZM13 53L15 54V55H13ZM17 53H19V54H17ZM36 53V54H35ZM64 53L66 54V56H65V58H64ZM69 53H70V55H69ZM73 53V54H72ZM86 53V55H84ZM95 55H94V54ZM148 53V54H147ZM178 53V52H177ZM182 53V52H181ZM181 53H179L180 55H181ZM195 55H194V54ZM200 53V54H199ZM209 53V54H208ZM223 53V54H222ZM240 53H241V51H240ZM69 56H68V55ZM103 55V56H100V55ZM172 53L170 52V55H171ZM172 54V55H173ZM196 54H198V56L196 55ZM233 54V55H234ZM2 55H4V54H2ZM1 55V56H2ZM17 55H19L18 57H17ZM23 55V56H22ZM59 55V56H58ZM63 55V56H62ZM92 55V56H91ZM222 55V56H221ZM250 55V56H249ZM263 55V56H262ZM21 56V57H20ZM38 56L39 57H41L40 59L38 58ZM62 56V57H61ZM76 56V57H75ZM86 56V57H85ZM91 56V57H90ZM105 56V57H104ZM107 56V57H106ZM129 56V57H128ZM182 56H183V54H182ZM195 56V57H194ZM225 56H229V55H227V54H225ZM249 56V57H248ZM261 56H262V58H261ZM51 57H53V59L51 58ZM60 57L63 59V62H64V60L65 59H67L66 60V64H65V62H64V64H63V62H61L60 61ZM193 57V58H192ZM202 58L201 60H200V58ZM236 57H235V59H236ZM24 58V59H23ZM96 59V61H95V59ZM100 58H101V60L102 61H104L105 59L104 58H107L108 60L106 61H104L105 62V64L100 60ZM103 58V59H102ZM149 58V59H148ZM250 58V59H249ZM39 59V60H38ZM78 59V60H77ZM138 59H140V62H139V60ZM148 59V60H147ZM21 60V61H20ZM37 60H38V62H37ZM50 60V61H49ZM55 60H57V61H55ZM80 60H82V61H80ZM147 60V61H146ZM19 61V62H18ZM25 61V62H24ZM30 61V62H29ZM60 61V62H59ZM195 61V62H194ZM251 61V62H250ZM41 62H42V60H41ZM40 62V63H41ZM55 62V63H54ZM80 63V64H78V63ZM82 62H84V63H82ZM87 62V63H86ZM97 62V63H96ZM141 62V63H142ZM219 62H221L220 63V65H219ZM240 62V63H239ZM26 63H29V65L31 64H33V65H35V66H29L28 68L29 69H27V72L25 71V75L24 74H20V73H24V70H25V68H26V66L25 65H23V64H26ZM57 63V64H56ZM70 63H72V64H70ZM75 63H77V64H75ZM106 63H107V65H106ZM141 64L142 66L144 65V64ZM210 63V64H209ZM215 63V64H214ZM219 65V66H221V64L222 63H226L228 66H226V64L224 65L223 64V67H224V69H225V66H226V69H228L227 71L229 72V75L227 76L226 74H227V72H226V69L224 70L223 69V67L221 66V68L220 67H218L217 66V64ZM260 63L262 64L261 66H260V68L261 69H263V70H261L258 66L260 65ZM46 64H44L45 66H43L44 67V69L46 68ZM82 64V65H81ZM89 65V66H87V65ZM93 64H95V65H93ZM101 64V65H100ZM48 65V66H49ZM64 65V66H63ZM80 65V66H79ZM85 65V66H84ZM98 65V66H97ZM213 65H214V68H213ZM246 65H247V67H246ZM23 66V67H22ZM24 66H25V68H24ZM28 66V65H27ZM70 66H72V68L70 67ZM77 67V69H76V67ZM103 66H105L104 68H103ZM107 66V67H106ZM215 66L217 67L216 69H215ZM252 68V70H251V68ZM58 67V68H57ZM63 67H66V68H63ZM75 67V68H74ZM82 67V68H81ZM94 67V68H93ZM102 67V68H101ZM200 67V68H199ZM228 67V68H227ZM249 67V68H248ZM255 67H257L258 69H260V70H258L257 68H255ZM22 68H24L23 69V71H22ZM71 68V69H70ZM74 68V69H73ZM79 68H81L80 70H81V72H79L78 73V70H79ZM89 68V69H88ZM107 69V71L108 72H106L105 70ZM218 68H220L222 71H220V69H219V72L217 71L218 70ZM254 68V69H253ZM10 69H11V67H10ZM21 69V71L19 72V70ZM34 69V70H33ZM40 69V68H39ZM55 69H58V70H55ZM63 69V70H62ZM70 69V70H69ZM77 70V72H76V70ZM83 69H84V72L85 73H83ZM89 71L88 73H87V70ZM92 69V70H91ZM94 69V70H93ZM100 69V71H97V70H99ZM199 69V70H198ZM203 69V70H202ZM30 70H32L31 72H33V73H31V72H29ZM41 70V69H40ZM69 70V71H68ZM72 70V71H71ZM74 70H75V72H74ZM79 70V71H80ZM217 72H216V71ZM232 70V71H233ZM256 72H255V71ZM42 71H43V68H42ZM207 71V72H206ZM215 71V72H214ZM242 71H243V73H242ZM245 71V72H244ZM258 71H260V73L258 72ZM30 73V75L29 74H27V73ZM45 72V75H47V71H44ZM61 72V73H60ZM63 72V73H62ZM96 72V73H95ZM101 73V75L99 74V73ZM104 74H103V73ZM201 72H202V74H201ZM208 74V73H210L209 75L210 76H212V77H216L215 79L217 80V83H216V85L214 86V84H215V82H216V80L214 79V78H212V77H210L209 75L207 76L208 77V83L205 81V80H207V77L205 76V74L206 73ZM241 72V73H240ZM263 72V75L261 74ZM74 73H76V74H74ZM94 73V74H93ZM204 73V74H203ZM216 75H215V74ZM223 73H224V78L222 79H217V78H219L218 76H220L221 75V77H223L222 75H223ZM258 73L260 74V75H258ZM19 74L22 76V78L19 76ZM32 74V75H31ZM71 74H72V76L73 77H76V78H78V76H79V78H81V79H76L77 81H75L74 82V78L73 77H71ZM97 74V75H96ZM195 74H199L198 76H196ZM206 74V75H207ZM211 74H213V75H215V76H213V75H211ZM244 74H248V76L247 75H244ZM27 75V76H26ZM68 75V76H67ZM82 75V76H81ZM102 75H103V81L104 82H101V85H99L100 84V77L102 78ZM200 75H201V77H203V78H198V77H200ZM25 76V77H24ZM29 76V77H28ZM31 76V77H30ZM67 76V77H66ZM98 76V77H97ZM225 76H226V78L228 79H226L225 78ZM245 76H246V79H248V78H250V79H248V80H250V81H252V84H251V86H250V83L251 82H248L246 79H245ZM253 76V77H252ZM26 77H28V78H26ZM47 77V76H46ZM55 77V78H56ZM95 77V78H94ZM205 77V78H204ZM49 78H51V79H55L54 77H51V76H48L47 78H46V80H48ZM73 78V79H72ZM251 78H252V80H251ZM256 79V81L254 82L253 80L254 79ZM66 79V80H65ZM84 79V80H83ZM87 79H92V81H95L96 83H98V84H94V85H92V81H88ZM96 79H97V81H96ZM99 79V80H98ZM153 79H155V76H154V78ZM205 79V80H204ZM212 79V80H211ZM235 79V78H234ZM67 80H69V81H73L72 82V84H69L68 85V82L69 81H67ZM83 80V81H82ZM114 80V79H113ZM156 80L158 81V76H156ZM222 80H223V82H222ZM227 82H230L231 84L229 85V83H226V81ZM245 80V81H244ZM18 81H15V83H17ZM59 81H57L56 80V82L58 83ZM67 81V82H66ZM80 83H79V82ZM85 81V82H84ZM101 81H102V79H101ZM155 81V80H154ZM215 81V82H214ZM219 81H221V84H220V82ZM225 81V82H224ZM242 81H244V82H246V83H241ZM260 81V82H259ZM55 82V83H56ZM76 82H78V83H76ZM88 82H89V85H86V84H88ZM92 82V83H91ZM106 82V83H105ZM109 82V85L110 84H112V82L110 83ZM153 81H149V83L147 84L148 85V87H149V89H150V87H151V85L152 84H154V83H152ZM249 84H248V83ZM70 83V82H69ZM103 83H105V84H103ZM114 83H116V81H114ZM113 83V84H114ZM123 83V82H122ZM212 83V84H211ZM253 83H256L255 85H257L258 87H259V85H261L262 87H257V86H252L253 85ZM17 84H20V82L19 83H17ZM75 84H77V85H79L78 87H77V85H75ZM85 84V85H84ZM144 84V81L142 80V85ZM218 84V85H217ZM222 84H224V87H223V85ZM229 85L228 86V88H226V91L223 89V88H225V86L226 85ZM15 85V84H14ZM27 85L28 84H26V87H27ZM62 85V84H61ZM70 85H72V86H74L75 88H76V90H75V88L73 89V88H71V87H69ZM82 85H84V86H82ZM99 85V86H98ZM115 85V84H114ZM119 85V84H118ZM121 85V84H120ZM147 85H144V87L145 86H147ZM209 85V86H208ZM214 86V87H211V86ZM221 85V87H219ZM232 85V86H231ZM239 85V86H238ZM243 85V86H242ZM248 85V86H247ZM16 86V85H15ZM63 86V88H64V86L65 85H62ZM82 88H81V87ZM88 86H90L89 88H88ZM103 86V87H102ZM115 86H117V85H115ZM122 86H124L123 84H122ZM217 86V87H216ZM240 86L242 87L240 90H239V88H240ZM244 86H245V88H244ZM17 87V86H16ZM110 87H111V85H110ZM125 87V86H124ZM124 87H121V91L123 90V88ZM227 87V86H226ZM236 87H238V88H236ZM253 87H254V89H253ZM257 87V88H256ZM24 88V87H23ZM34 88H36V89H34ZM59 88H60V90H62V91H59ZM80 88V90H78ZM85 88V89H84ZM116 88V87H115ZM119 88V87H118ZM118 88H116V89H118ZM141 88H143V87H141ZM147 88V87H146ZM153 88H154V90L156 91V89H155V87L153 86ZM212 90H211V89ZM218 88H220L219 89V93H222V92H220V91H222V89H223V91H224V93H222V94H219L218 93ZM256 88V89H255ZM262 88V89H261ZM83 89V90H82ZM89 89V90H88ZM91 89V90H90ZM243 89V90H242ZM259 89V90H258ZM27 90H32L31 92H29L28 93V95H30L29 96V101L30 100H33V98H34V95H32V94H34V90H37V86H32V87H30L29 89H27ZM77 95V97H75L76 95L72 92V91ZM86 90H88V91H86ZM124 90H125V88H124ZM215 91V93L214 92H212V91ZM239 90L240 91V96H239V94L237 95V91ZM247 90V91H246ZM258 93V95L255 93V91ZM261 90V91H260ZM71 91V92H70ZM118 91V90H117ZM228 91V92H227ZM231 91H232V93H235V91H236V93L234 94V96L231 94ZM250 91H251V93H250ZM70 92V93H69ZM124 92V91H123ZM123 92H120L119 93V91H118V97H120V96H122L123 97ZM248 92V93H247ZM263 92V93H262ZM60 93V94H59ZM73 93V94H72ZM84 93V94H83ZM97 93V92H96ZM123 95H122V94ZM125 93V92H124ZM158 93V92H157ZM212 93H214L215 94V96H216V98H215V96H214V94L213 95H211ZM218 95H217V94ZM230 94V95H228L227 96V94ZM239 93V92H238ZM244 93V94H243ZM247 93V94H246ZM253 93V94H252ZM262 93V94H261ZM61 94H63L62 96H63V98L61 99L60 98V96H61ZM65 94H66V97H65ZM159 94V93H158ZM226 94V96H224V95ZM242 94V95H241ZM245 94H246V98H242V96H245ZM252 94V95H251ZM60 95V96H59ZM99 95V94H98ZM209 95H210V97H209ZM235 95H236V97H235ZM251 95V96H250ZM255 95V96H254ZM259 95H261V96H259ZM27 96V95H26ZM69 96H70V98H69ZM79 96V97H78ZM229 96L231 97V98H229ZM250 97V98H247V97ZM28 97V96H27ZM54 97H56V96H54ZM86 99V102L84 103L83 101H85V99ZM93 97V98H92ZM212 97L214 98V99H217L215 102L214 101H212ZM226 97V98H225ZM232 97H234L235 98V100H234V98H232ZM240 99V100H238V98ZM64 98L66 99V101L64 100ZM69 98V99H68ZM76 98V99H75ZM220 98V99H219ZM229 100H233V101H235V102H231V101H229ZM237 98V99H236ZM67 99H68V101H67ZM72 99L75 101V102H81L82 100V106H78V105H80L79 103H78V105L76 106L74 103H73V101H72ZM78 99H80L81 101H79ZM227 101H226V100ZM62 100V101H61ZM236 100L238 101V102H236ZM242 100V101H241ZM250 100V101H249ZM69 101H72V103H73V105H71V103L69 102ZM212 101V102H211ZM248 101V102H247ZM260 101H263V102H260ZM231 103V104H228V103ZM252 102V104H250ZM259 102V103H258ZM50 103H52V100H47V102H45V114L47 115V117H50L51 115H52V112H53V110H55V109H52L51 107V105L52 104H50ZM67 103V104H66ZM87 103V104H86ZM232 103H233V105H232ZM238 103V105H236ZM245 103L247 104V105H245ZM86 104V105H85ZM220 104V105H219ZM243 104L245 105V106H243ZM256 104V105H255ZM257 104H258V106H257ZM263 106H262V105ZM46 105H48L47 107H46ZM53 105L55 106L56 104L55 103H53ZM72 107H71V106ZM212 105V109H211V106ZM216 105H217V107H219V109L216 107ZM242 105V106H241ZM70 106V107H69ZM238 107V109L237 110H243L244 111V109L246 110L245 112H242V113H240V114H242V115H240V114H237V113H239V111H237L234 107ZM254 106V107H253ZM260 106V107H259ZM261 106H262V108H261ZM79 107H82V108H79ZM86 107L87 108H89V109H91V110H89L88 109V111H87V109H86ZM91 107V108H90ZM241 107V108H240ZM246 107H250V109L248 110V109H246ZM253 107V108H252ZM259 107V108H258ZM52 109V111H51V109ZM63 108V109H62ZM72 109V111H68L69 109ZM224 108V107H223ZM223 108H221L222 110H223ZM253 109V111H252V109ZM258 108V109H257ZM70 109V110H71ZM73 109H75V110H73ZM77 109V110H76ZM79 109V110H78ZM87 111L86 113H85V111ZM256 109H257V112H256ZM261 109V110H260ZM83 110V111H82ZM95 110V111H94ZM212 110V111H211ZM248 110V111H247ZM255 110V111H254ZM48 111H51V113L50 112H48ZM91 111V112H90ZM237 111V112H236ZM249 111H250V113H249ZM263 111V112H262ZM13 112V111H12ZM78 112V113H77ZM94 112V113H93ZM241 112V111H240ZM258 112H259V114H260V117H259V115H258ZM261 112V113H260ZM229 113L232 115V117H230V115H229ZM253 114V117L251 118V116H252V114ZM13 114V113H12ZM64 114V115H63ZM89 116H88V115ZM91 114H92V117H91ZM247 114H251L250 116H249V119L250 120H248V116H246ZM257 114V115H256ZM16 115V114H15ZM178 115V114H177ZM226 115V116H225ZM13 116V115H12ZM83 116V117H82ZM89 118H88V117ZM162 116V115H161ZM160 116V117H161ZM246 116V118H247V120H245L246 118H244V117ZM257 116V117H256ZM13 117H15V116H13ZM87 117V118H86ZM160 117H158V116H152L150 119H151V121H150V125H152L153 126V130H154V134L153 135H151V136H153V137H150L149 136V133H148V135H147V137L148 138H154V140H155V142L157 143V134H156V128H157V124H158V120H163V118H164V120H167V117H166V115H165V113H164V117H162V118H160ZM254 117H255V119H254ZM258 117L259 118H262V120L261 119H259L260 121L258 122ZM16 118H17V116H16ZM160 118V119H159ZM88 119H89V121H88ZM91 119V120H90ZM153 119H155V121H153ZM244 119V120H243ZM257 119V121H255ZM65 120H67V121H69L70 122V125L68 124L69 122H67V121H65ZM254 120V121H253ZM84 121V122H83ZM90 121H92L93 123H94V125H93V123L92 122H90ZM219 121V120H218ZM226 121V122H225ZM238 121H239V124H240V122H241V127H237V125L239 126V124H238ZM244 121H247V122H244ZM249 121V122H248ZM75 122H76V120H75ZM152 122H154L155 124H152ZM257 122V123H256ZM67 123V124H66ZM246 123V124H245ZM74 126H73V125ZM228 124V123H227ZM235 124H233V125H235ZM245 124V125H244ZM155 125V126H154ZM159 125V124H158ZM229 125V124H228ZM262 125V126H261ZM79 127V126H78ZM114 127V126H113ZM156 127V128H155ZM236 127V128H235ZM249 127H251V128H249ZM69 128H72L71 130L69 129ZM237 128H238V131H237ZM82 129V128H81ZM86 130H87V128H85ZM249 129V130H248ZM85 130V131H86ZM111 130V131H112ZM252 132H251V131ZM259 130H261V131H259ZM100 131V132H99ZM222 133H221V132ZM229 131H230V133H231V135H230V133H229ZM249 131V132H248ZM260 133H258V132ZM140 131H135V133H139ZM244 132V133H243ZM98 133V134H97ZM111 133H113V134H111ZM219 133V134H218ZM251 133H254L253 135L251 134ZM258 133V134H257ZM262 133V134H261ZM115 134H119L118 135V137L115 135ZM102 135V136H101ZM110 135V136H109ZM111 135H115V136H111ZM220 135V136H221ZM236 135H238V134H236ZM252 135V136H251ZM70 136V137H69ZM81 137V138H79V137ZM121 136V135H120ZM224 135H222V137H223ZM261 136V137H260ZM94 137V138H93ZM122 137V136H121ZM233 137V138H232ZM250 137V138H249ZM259 137V138H258ZM129 138V137H128ZM126 138V140L127 141H124V143H128L131 139L129 138ZM243 138H245L246 139V141H248L247 143H246V141L244 140L243 141ZM256 138V139H255ZM262 138V139H261ZM86 139H88V138H86ZM91 139H89V140H91ZM116 139V140H115ZM118 139H122L121 140V142L118 140ZM251 139H252V141H251ZM260 139V140H259ZM84 140V139H83ZM118 140V141H117ZM125 140V139H124ZM133 140V139H132ZM131 140V142L132 143H134V142H136L135 140L134 141H132ZM223 140H224V138H223ZM262 140V141H261ZM117 141V142H116ZM218 141V140H217ZM222 140H220L219 142H221ZM245 143V145H248L249 144V141H250V145L249 146H245L244 144H243V142ZM260 141V142H259ZM17 142V141H16ZM14 143V146H15V144L17 145V147L19 148V147H21L20 145V142H18V143ZM254 142V143H253ZM124 143H122V144H124ZM145 143H146V140H145ZM151 143V142H150ZM252 143V144H251ZM262 143V144H261ZM243 144V145H242ZM260 144V145H259ZM157 145V144H156ZM260 146H263V148L262 147H260ZM138 147V146H137ZM237 147H239V148H237ZM160 148V147H159ZM158 148V145H157V149H159ZM256 148V149H255ZM259 148H261V150L259 149ZM242 149V150H241ZM263 149V150H262ZM245 150H247V151H249L250 152V157H246V156H249V152L248 153H245V152H247V151H245ZM252 150V151H251ZM238 151H242L241 153L242 154H239V152ZM258 151H260V152H258ZM146 152V150L144 149V153ZM238 152V153H237ZM164 153L165 154H168V158H169V163L170 164H172V166L173 167H175V168H180L182 165V161H184V156L186 155V154H183V155H181V154H172V153H166L165 151H164ZM228 154V156H224V155H226V154ZM234 153H235V155H237V154H239V155H241V157H245L246 158V161H247V163H246V161L244 162V161H242V162H239L240 161V159H238L237 157H239V155L238 156H236V158L237 159H235L234 157ZM135 154V153H134ZM137 154V153H136ZM222 154H224L223 155V157H222ZM243 154H247L246 156L245 155H243ZM254 155V157H253V155ZM262 156H260V155ZM146 156H147V154H145ZM191 157L190 159H189V157ZM186 156L188 157H185V160L187 161L188 160V164H190V162H192L193 161V159L195 158L194 156H195V154H193V156H192V154H187ZM212 155H213V157H212ZM218 155H219V157H222L221 159L223 160H221L219 157H218ZM135 156V155H134ZM172 156V157H171ZM177 157L176 159H174L173 157ZM182 156H183V158H182ZM171 157V158H170ZM215 157H218L217 159L215 158ZM227 157V158H226ZM229 157H230V159H229ZM241 157H239V158H241ZM143 158H145V156H143ZM215 158V159H214ZM250 158H252V159H250ZM256 159V160H253V159ZM261 158V159H260ZM225 159V160H224ZM227 159V160H226ZM230 161H229V160ZM248 159V160H247ZM249 159H250V164H249ZM260 159V160H259ZM232 160V161H231ZM234 160L237 162V163H239V164H237V163H233L234 162ZM245 160V159H244ZM257 161L258 160V162H259V164H258V162H252V161ZM24 161V160H23ZM190 161V162H189ZM225 161L227 162H229V165L231 166V168H233V166L234 167H238V168H236L235 170H237L238 172H239V170L241 169V171L239 172V175H237V173L238 172H235V171H233V169H231L230 168V166H227L228 165V162H227V164L225 163ZM262 161V162H261ZM145 159H143V166H145ZM252 162V163H251ZM170 164H168L169 166H171ZM174 164V165H173ZM234 164V165H233ZM237 164V165H236ZM240 164H243L245 167L243 168L242 166L243 165H240ZM249 166H248V165ZM252 164V166L254 165L255 166V168H254V166H253V168L250 166ZM258 164V165H257ZM261 164V165H260ZM210 165V168L208 167ZM225 165V166H224ZM233 165V166H232ZM256 165H257V167L260 169H258L257 167H256ZM212 166V167H211ZM247 166V167H246ZM261 166H262V169H261ZM226 167V168H225ZM239 167H240V169H239ZM144 168V167H143ZM213 168V169H212ZM229 168V169H228ZM249 168V169H248ZM253 169V170H251V169ZM245 169H248V170H245ZM255 169H257L258 171H259V173L263 176H261L260 174H259V176H258V174H256L255 172L257 171H255ZM245 170V171H244ZM206 171V172H207ZM247 171H249V172H247ZM252 171H253V174L251 175L252 177L251 178H249L247 175H250L251 173H252ZM233 172V173H232ZM201 174L200 175V179H205V174ZM240 173L242 174V176L240 175ZM248 173V174H247ZM250 173V174H249ZM258 173V172H257ZM231 174L233 175L232 177H231ZM245 175V176H244ZM240 176V177H239ZM241 177H244L243 179H241ZM258 177V178H257ZM236 178V179H235ZM252 178H254V181H253V179ZM178 180H180L181 178H177ZM249 179V180H248ZM257 179V180H256ZM261 179V180H260ZM247 180V183L245 182V181ZM251 180V181H250ZM261 181V183H260V181ZM173 181H175V180H173ZM243 181V182H242ZM172 182V181H171ZM239 182H241V183H239ZM245 182V183H244ZM250 182H251V184H250ZM242 183H244L243 184V186H242ZM253 183H255V185L253 184ZM240 184V185H239ZM246 184H248V186L246 185ZM260 184V185H259ZM239 185V186H238ZM253 185L255 186V187H253ZM239 188H238V187ZM247 186V187H246ZM241 187V188H240ZM244 187H245V191H246V189H247V191H246V193L244 194ZM251 187V188H250ZM259 187V188H258ZM256 188V189H255ZM240 189V190H239ZM235 190H236V192H235ZM258 190V191H257ZM253 191V192H252ZM261 191V192H260ZM244 195H243V194ZM256 193V194H255ZM258 193H259V195L261 194V196H259L258 195ZM263 193V194H262ZM250 194V195H249ZM255 194V195H254ZM246 197V202H245V197ZM257 196H259V197H257ZM239 198V199H237V198ZM260 197H261V199H260ZM251 198V199H250ZM257 198L259 199V201H257ZM243 199V200H242ZM249 199V200H248ZM254 199V200H253ZM264 199V198H263ZM242 200V201H241ZM234 201V202H235ZM244 202V204L242 203V205H244L245 207H244V209L246 208V210H244V209H242L240 206H241V202ZM263 201V203H264V200H262ZM257 202V203H256ZM235 203V204H236ZM253 203V204H252ZM261 203V204H260ZM234 203H232V205H233ZM256 204H258V206L256 205ZM263 209H262V208ZM239 208H241L242 210H243V212H242V210L241 209H239ZM254 210H256V211H254ZM263 210V211H262ZM245 211V212H244ZM260 211V212H259ZM259 213V214H258ZM234 214H236V215H234ZM238 215V216H237ZM252 215V216H251ZM261 215V216H260ZM263 215V216H262ZM236 217V218H235ZM253 217V218H252ZM257 217H258V219H257ZM260 217H261V219H260ZM258 220V221H257ZM262 221V222H261ZM260 222V225H259V227L257 228V223H259ZM256 223V224H255ZM253 227H255V228H253ZM260 227H262V228H260ZM259 228H260V230H259ZM257 229V230H256ZM238 230V231H237ZM239 230H240V232H239ZM262 230V231H261ZM235 232V233H234ZM263 232V233H262ZM237 233H241V235L239 234V236H238V234ZM213 235H214V233H213ZM228 236V237H227ZM262 236V237H261ZM225 237H227L226 239H224ZM240 237H241V240H239L240 239ZM236 238V239H235ZM239 238V239H238ZM214 239V240H213ZM230 239H228V240H230ZM210 240V239H209ZM216 240V241H215ZM223 240H226L225 242L223 241ZM243 240V241H242ZM248 240V241H247ZM251 240H253V241H251ZM240 241H242V242H240ZM214 242V243H213ZM221 242V243H220ZM244 242H246V243H244ZM212 243H213V245H212ZM236 243H237V245H236ZM243 243V244H242ZM241 245V249H240V246ZM238 246V247H237ZM215 247V248H214ZM244 248V249H243ZM249 248H250V250H249ZM210 249V250H209ZM212 249V250H211ZM245 250V251H244ZM251 251H255V252H251ZM263 251V252H262ZM242 254H241V253ZM250 252V253H249ZM258 252V253H257ZM246 253V254H245ZM254 253H255V255H254ZM251 254H253V255H251ZM207 256V257H208ZM222 256L223 257H221L222 259H219L218 260V263L217 264H226V263H224V259H227V255H225V254H222ZM226 256V257H225ZM254 256V257H253ZM256 256V257H255ZM258 256V257H257ZM218 257H220L219 255H218ZM225 257V258H224ZM244 257H246V259L244 258ZM248 258V259H247ZM250 258H253V259H250ZM258 258H260V259H258ZM244 260V261H246L247 262V260H248V262L246 263V262H244V261H242V260ZM242 262H241V261ZM249 260H250V262H249ZM253 260L255 261V263L253 262ZM211 261V262H210ZM258 262H261V263H258ZM209 263H213V260L211 259V258H207V260H206V264H209ZM234 263V264H235ZM205 264V263H204Z\"/></svg>","mask_w":264,"mask_h":264}]
</instances>
